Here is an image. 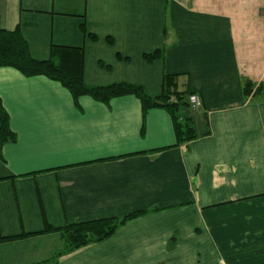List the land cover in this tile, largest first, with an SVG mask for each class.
Returning <instances> with one entry per match:
<instances>
[{"label": "crops", "instance_id": "crops-1", "mask_svg": "<svg viewBox=\"0 0 264 264\" xmlns=\"http://www.w3.org/2000/svg\"><path fill=\"white\" fill-rule=\"evenodd\" d=\"M0 19L37 60L53 45L84 48L88 86L156 97L177 75L179 91L200 96L197 130L210 131L178 146L162 107L75 102L58 82L0 67L16 135L0 147V238L146 211L50 264H264V98L243 89L264 85V0H0ZM63 248L59 232L0 241V264Z\"/></svg>", "mask_w": 264, "mask_h": 264}, {"label": "trees", "instance_id": "trees-1", "mask_svg": "<svg viewBox=\"0 0 264 264\" xmlns=\"http://www.w3.org/2000/svg\"><path fill=\"white\" fill-rule=\"evenodd\" d=\"M82 31L93 40L97 36L87 32L86 26L81 25ZM108 42L114 41L108 38ZM163 51L145 54L148 61H153L162 56ZM118 58H122L118 55ZM85 53L82 47H69L53 45L50 58L47 60L35 59L30 51L28 42L20 29L5 30L0 19V67L13 68L27 78L43 76L49 80L60 83L72 95L75 102L82 96H90L102 103L127 95H134L142 102L144 113L156 107H162L172 116L176 144L184 145L210 133L209 129L199 132L191 116L194 111L190 105L189 97L192 93L179 91L178 76L166 75L163 79L162 92L159 96H149L140 85L130 83H115L106 86H88L84 82ZM244 94L246 98L252 94L264 98V85H256L250 80H244ZM16 135L10 124V116L3 106L0 98V147L8 141H15ZM146 211L131 213L124 217H112L94 221L71 223L61 227L47 225L39 233L23 234L19 236L2 237L0 241L15 240L30 235L59 232L64 239V248L57 252L51 260L40 264H50L62 255L74 252L82 247L101 242L113 236L125 223Z\"/></svg>", "mask_w": 264, "mask_h": 264}, {"label": "built area", "instance_id": "built-area-1", "mask_svg": "<svg viewBox=\"0 0 264 264\" xmlns=\"http://www.w3.org/2000/svg\"><path fill=\"white\" fill-rule=\"evenodd\" d=\"M189 102L193 110H197L201 107L200 96L196 93H192L189 97Z\"/></svg>", "mask_w": 264, "mask_h": 264}]
</instances>
